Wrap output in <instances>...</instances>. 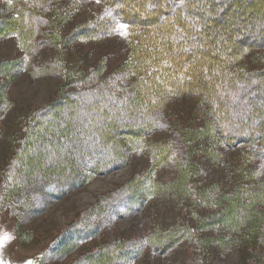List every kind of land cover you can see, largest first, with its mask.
<instances>
[{"label": "rangeland", "instance_id": "obj_1", "mask_svg": "<svg viewBox=\"0 0 264 264\" xmlns=\"http://www.w3.org/2000/svg\"><path fill=\"white\" fill-rule=\"evenodd\" d=\"M121 1L134 6L142 2ZM240 1L218 20L219 25L246 16L262 0ZM20 6L0 2V20L6 22L0 29V90L7 101L0 110V197H4L0 234L11 236L0 246V261L86 264L97 254L101 263L106 255L108 264H248L241 245L216 249L205 240L214 232L193 228L218 211L204 204L210 186L216 185L214 192L223 197L233 188L258 186L264 182V164L251 158L246 144L220 142L210 130L208 108L192 95H174L157 106L150 128L131 126L127 132L131 135L147 133H139L141 147L124 145L125 160H118L119 156L110 160V150L95 155L90 147L89 156L62 154L59 170L70 176L67 181L49 180L43 194H37L35 201L22 197L21 205L17 197L4 195L7 175L17 167L20 139L28 124L42 121L38 115L42 109L81 89L79 84L89 86L95 76L93 90L105 87L118 96L121 92L112 90H136L143 73L133 71L132 64L140 29L112 21L99 0H27L23 6L36 17L28 44L14 33L22 20L17 13ZM87 29L91 35L84 38ZM17 30L23 34L22 28ZM235 44H241L240 38ZM231 67L241 73L262 70L264 47L248 49ZM76 79L81 83L76 84ZM164 147L174 155L158 157L165 155ZM31 190L25 188L24 194ZM38 203L39 209L33 210ZM26 206L32 209L28 214H24ZM182 230L184 236L177 238Z\"/></svg>", "mask_w": 264, "mask_h": 264}, {"label": "trees", "instance_id": "obj_2", "mask_svg": "<svg viewBox=\"0 0 264 264\" xmlns=\"http://www.w3.org/2000/svg\"><path fill=\"white\" fill-rule=\"evenodd\" d=\"M6 1L21 4L17 13L21 14L22 20H18L13 28L14 33L28 44L33 34L29 29L33 30L31 24L36 18L31 17L34 16L29 12L32 9L23 6L27 0H0ZM99 1L107 7L112 21L140 29L136 34L137 45L132 51L133 71H143L142 78L136 82L139 87L136 90H112L121 92L119 96L113 95L105 87L97 86L98 90H93L90 85L96 81L95 76L93 80H87L89 86L79 84L82 90L65 94L53 105L42 109L38 114L42 121L34 120L28 124L20 139L15 153V160L19 157L15 162L17 167L7 175L6 197H17L20 205L25 196L35 201L37 194H43L46 182L58 178L60 182L67 181L70 177L59 170V165L64 162L62 156H89L88 147L95 155L110 150V160L118 156V160H125L127 146L124 145L138 148L143 145L138 141L142 131L134 135L127 133L131 126L150 128L157 106L161 107L168 98L181 94L199 98L208 108L207 115L213 123L210 130L216 133L220 142L226 146L237 142L246 144L251 158L264 164V68L241 73L231 67L248 49L264 47V0L246 16L236 21L230 19L223 26L218 20L228 15L234 2L240 4V0H142L137 6L121 0ZM5 23L0 20V29ZM16 27L22 28L23 34ZM89 32L87 29L83 37L91 35ZM237 38L241 41L239 46L235 44ZM81 80L76 79L75 83H81ZM124 92L127 94L123 96ZM6 102L3 90H0L1 111ZM97 108L102 111L97 112ZM94 118L97 119L95 123L91 120ZM163 150L164 156L156 153L154 157H169L172 150L167 152L166 147ZM155 151L157 149L153 153ZM172 153L174 155L175 151ZM66 161L65 164L69 162ZM29 186L32 190L24 194ZM213 186L206 190L209 198L204 204L210 203L208 205L218 211L209 219L198 220L193 231L209 228L215 233L214 237L205 239L209 246L222 250L226 246L241 245L249 257L248 264H264V212L261 210L264 182L258 186L233 188L224 194L225 197L216 194ZM3 199L0 197V202ZM40 204H35L33 210L39 209ZM31 210V206H26L24 214ZM182 231L177 238L184 236ZM225 233L229 238H224ZM99 257L95 254L85 263H109L106 255L102 256L105 257L103 263Z\"/></svg>", "mask_w": 264, "mask_h": 264}, {"label": "snow or ice", "instance_id": "obj_3", "mask_svg": "<svg viewBox=\"0 0 264 264\" xmlns=\"http://www.w3.org/2000/svg\"><path fill=\"white\" fill-rule=\"evenodd\" d=\"M125 27L124 25H121V28ZM9 240H11V236L8 233H2L0 234V246H3L6 244ZM0 264H3L2 261H0ZM26 264H32L31 261H27Z\"/></svg>", "mask_w": 264, "mask_h": 264}, {"label": "bare ground", "instance_id": "obj_4", "mask_svg": "<svg viewBox=\"0 0 264 264\" xmlns=\"http://www.w3.org/2000/svg\"><path fill=\"white\" fill-rule=\"evenodd\" d=\"M235 3V2H234ZM61 183V182H60Z\"/></svg>", "mask_w": 264, "mask_h": 264}]
</instances>
